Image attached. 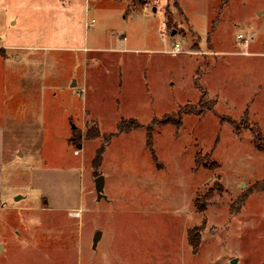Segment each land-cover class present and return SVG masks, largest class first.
I'll return each mask as SVG.
<instances>
[{
    "label": "rangeland",
    "instance_id": "obj_1",
    "mask_svg": "<svg viewBox=\"0 0 264 264\" xmlns=\"http://www.w3.org/2000/svg\"><path fill=\"white\" fill-rule=\"evenodd\" d=\"M26 1L0 37L59 48L0 56V264H264V0Z\"/></svg>",
    "mask_w": 264,
    "mask_h": 264
},
{
    "label": "crops",
    "instance_id": "obj_2",
    "mask_svg": "<svg viewBox=\"0 0 264 264\" xmlns=\"http://www.w3.org/2000/svg\"><path fill=\"white\" fill-rule=\"evenodd\" d=\"M5 0H0L1 3H4ZM15 0H13L14 2ZM19 1V0H18ZM32 1L34 0H28L26 2H29L31 3ZM49 2V0H46ZM44 1V2H46ZM51 1V0H50ZM57 3H60L61 4V8L64 4V2H66L67 0H56ZM42 2V1H41ZM148 6H144L142 7V10L145 11L146 8ZM34 10H38L39 7L38 5H35L33 7ZM155 11H159L158 13H160V15L162 14L161 10L160 9H156ZM156 13V12H155ZM26 15V14H25ZM87 15H86V20H87ZM88 27V24L87 22L85 23ZM123 40H125V38H123ZM34 48H40V49H45V50H49L50 48H59L58 46H34V45H30V44H24V43H10L9 41H3L2 37H0V56L3 57L2 59L5 60L4 62L8 61L9 58H10V55H9V51H12V50H17V51H21V50H30V49H34ZM97 49H100V48H96ZM114 49V48H113ZM124 50H127V49H124ZM153 51H159V50H153ZM8 59V60H7ZM15 59L17 62H22L23 60V57L21 55H18V54H15ZM120 85L122 84V81L121 79H119V82ZM77 85V83H76ZM84 85L85 87H87L86 85V82L84 81L83 82V90H86L84 89ZM95 88V91H96V87ZM90 98H91V102H90V109H89V114H87V111H86V100H85V97H82V111H83V117H81L80 119V123L84 124V122L87 120L86 118H89V119H92L93 120V124H96L97 123V120H96V111H97V107H98V103L96 101V92H92L89 94ZM11 98H13L14 100L17 99L18 101H14V106L17 108L18 107V111L19 112H24V114H30L32 110V107L35 106V102L32 101L34 99H36V95L34 93H24L23 94H20L19 92H14V94H12ZM24 100L23 102L21 100ZM59 99H61V101H59ZM119 99L121 100V102H119L117 105H119V109H121V114H125V110L126 107L128 106L127 103L129 101V98L125 95V96H119ZM113 104V107L115 106V103L110 101L109 102V105H112ZM22 105V107H21ZM127 105V106H125ZM12 106V107H14ZM125 106V107H124ZM46 107L48 109V114L50 115V118L49 120H52V121H58L57 118H55V116H58L59 114L63 115L65 113H68V108H67V105L66 104H63V97H58L56 93H52L51 96L48 97V102L46 103ZM23 109V111H21ZM120 112V111H119ZM16 113V112H15ZM14 113V114H15ZM120 115V117L122 118L120 122L118 120V123H125L126 121L125 120H129V119H125L123 117H127L128 115H121L120 113H118ZM115 115V116H114ZM113 117L111 118H115L116 117V114H114ZM117 118V117H116ZM132 119V118H130ZM115 120V119H114ZM132 120H135V119H132ZM137 121V120H136ZM74 126V125H73ZM62 128V127H61ZM3 131H4V127L2 126V123L0 124V157L2 155V150H1V146H2V143H3ZM1 184V183H0ZM0 192H1V185H0ZM50 206L49 205H46L44 206L43 209H47L49 208ZM73 210H76V209H69L68 208V211H73ZM79 210V209H78ZM103 239V234H100V238L98 239L97 243H96V251H98L97 249L99 248L100 246V243ZM0 249L3 250V246L2 244H0ZM100 253V257H99V260H97L98 258V255L96 256V261H94L93 263L91 264H114L112 262L113 260V256L111 253H109L108 250H104L102 253ZM61 256H62V259H63V264H82L81 262V258L80 256L78 257H69L67 251L65 252H61ZM44 257H47L44 255Z\"/></svg>",
    "mask_w": 264,
    "mask_h": 264
},
{
    "label": "water",
    "instance_id": "obj_3",
    "mask_svg": "<svg viewBox=\"0 0 264 264\" xmlns=\"http://www.w3.org/2000/svg\"><path fill=\"white\" fill-rule=\"evenodd\" d=\"M174 33V32H173ZM94 183H95V191H96V195H97V199H101L103 197V186H104V179L101 175H98L95 179H94ZM100 232H97L93 238V248L96 247V243L98 241V239L100 238ZM231 264H234V260L231 261Z\"/></svg>",
    "mask_w": 264,
    "mask_h": 264
},
{
    "label": "built area",
    "instance_id": "obj_4",
    "mask_svg": "<svg viewBox=\"0 0 264 264\" xmlns=\"http://www.w3.org/2000/svg\"><path fill=\"white\" fill-rule=\"evenodd\" d=\"M238 37L244 41V44H245V45H247V43H248V41H249L248 38H245V37H243L242 35H239ZM180 52H181V50H180V46H179V44H177V43L174 44L173 49H172V51H171V54H172V55H176V54H179ZM76 153H78V151H77Z\"/></svg>",
    "mask_w": 264,
    "mask_h": 264
},
{
    "label": "trees",
    "instance_id": "obj_5",
    "mask_svg": "<svg viewBox=\"0 0 264 264\" xmlns=\"http://www.w3.org/2000/svg\"><path fill=\"white\" fill-rule=\"evenodd\" d=\"M254 141H255L257 149L260 150V151H264V141L259 142V139H257V138ZM189 234H190V237H189L190 242H191L192 246H194V243H193L194 242V240H193L194 238H193L191 233H189Z\"/></svg>",
    "mask_w": 264,
    "mask_h": 264
}]
</instances>
